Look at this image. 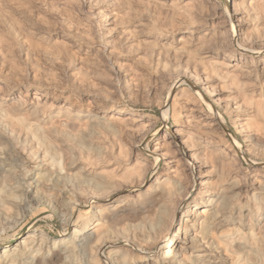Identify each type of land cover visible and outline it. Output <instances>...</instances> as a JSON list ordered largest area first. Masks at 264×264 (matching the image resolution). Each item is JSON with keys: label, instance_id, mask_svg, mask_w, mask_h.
Segmentation results:
<instances>
[{"label": "rangeland", "instance_id": "1", "mask_svg": "<svg viewBox=\"0 0 264 264\" xmlns=\"http://www.w3.org/2000/svg\"><path fill=\"white\" fill-rule=\"evenodd\" d=\"M261 2L0 0V264H264Z\"/></svg>", "mask_w": 264, "mask_h": 264}, {"label": "bare ground", "instance_id": "2", "mask_svg": "<svg viewBox=\"0 0 264 264\" xmlns=\"http://www.w3.org/2000/svg\"><path fill=\"white\" fill-rule=\"evenodd\" d=\"M233 1V0H232ZM258 1V0H257ZM262 3V2H261ZM264 5V2L262 3ZM233 11V10H232ZM264 11V10H263ZM238 15V14H237ZM235 14L233 12H230V20H231V23L233 24L232 25V30L233 31V40L234 42L237 40L238 36H239V32L241 29H239L237 27V25L235 24ZM231 34V33H230ZM232 39V38H231ZM229 39V40H231ZM233 42V44H234ZM259 42V41H258ZM235 47L237 50L241 51L242 54H260L264 51V47L263 48H260V49H256V48H248V47H245L243 46L242 44L240 43H235ZM261 45V43H260ZM264 45V44H263ZM234 46V45H233ZM234 49V48H233ZM232 55V54H231ZM261 55V54H260ZM242 57V55H241ZM251 58V57H250ZM251 62V61H250ZM239 63V62H237ZM237 63H235L237 65ZM238 66V65H237ZM232 67V66H231ZM244 67V66H243ZM236 71V70H234ZM261 73V72H260ZM239 74V73H237ZM240 75V74H239ZM195 83V82H194ZM212 89V88H211ZM42 92V91H41ZM257 96V95H256ZM41 97V96H40ZM46 100V98H45ZM48 102V101H47ZM210 105V104H209ZM213 106L210 105V117L213 118V120H220L222 118V116H220L221 114L218 113L217 109H213L212 108ZM244 107V106H243ZM109 110V109H108ZM123 111V110H122ZM174 111H175V108H174ZM244 112V111H243ZM259 112V111H258ZM100 113V112H99ZM102 113V112H101ZM240 113V112H239ZM120 114V113H119ZM185 114V113H184ZM188 114V113H187ZM191 114V113H190ZM233 114V113H232ZM194 115V114H193ZM240 116V114H238ZM209 116V115H208ZM237 116V115H236ZM246 115H244L245 117ZM258 116V114L256 115ZM193 117V116H192ZM208 118V117H207ZM188 120V119H186ZM242 120V119H241ZM245 120V119H244ZM198 121V120H197ZM240 121V120H239ZM190 129V128H189ZM247 132V131H246ZM249 136V135H248ZM185 137V136H184ZM172 143L174 144L175 148L180 152V154L182 156H184V159L186 158L187 160V164L189 166V169L193 174L196 173V163H195V160L194 158L192 157V154H190V149L189 150H186V146H187V143L188 141L185 139H183V135L181 132H174L173 135H172ZM168 145V144H167ZM173 147V146H172ZM174 148V149H175ZM163 149V148H162ZM175 149V150H176ZM193 150V149H192ZM170 151V150H169ZM154 154L156 155V159H157V162L159 163L162 159L164 160V158L166 157L167 153L166 152H162L160 151L159 149H155L154 151ZM173 152V151H172ZM169 153V152H168ZM180 156V155H179ZM169 157V156H168ZM174 158V157H173ZM177 158V157H175ZM166 160V159H165ZM185 161V160H184ZM172 162V161H171ZM186 162V161H185ZM176 163V162H175ZM175 166V165H174ZM173 167V166H172ZM177 169V168H176ZM179 169V168H178ZM187 170V169H186ZM177 172V171H175ZM207 180V179H206ZM204 180V179H200V182L197 183L198 185V190L201 192V193H205L207 192V190H205V185L208 184V182ZM145 184V183H144ZM142 185V184H140ZM165 185V184H164ZM170 185V184H169ZM144 186V185H142ZM146 186V185H145ZM215 196V195H214ZM211 197V196H210ZM205 198V197H204ZM181 201V200H180ZM95 203V202H94ZM176 204V203H175ZM179 204V203H178ZM182 204V203H181ZM180 204V205H181ZM177 205V204H176ZM101 206V202H97L96 203V207H100ZM103 206V205H102ZM178 207V205H177ZM163 208V207H162ZM190 208V207H189ZM189 208H185L184 211H183V214L181 215L180 219H176V215L174 217V221H173V224L170 226L172 228H176V230L174 231L172 228L169 230V232L171 230H173V232H170L168 235L165 236V239L163 241H160V244L162 245L161 248H163V258L164 259H168L169 261H172V264H176L178 263V255H179V252L176 251V247H175V241H176V236L180 234V232L182 231H185V228H186V221L188 219V215L191 214L192 212H194L196 209H193V210H189ZM94 209V208H93ZM176 209V208H175ZM211 209V208H210ZM177 210V209H176ZM197 211V210H196ZM174 212V211H173ZM199 218V217H198ZM182 220L184 221V223H181ZM192 221V220H191ZM188 222V221H187ZM198 222V221H197ZM155 223V222H154ZM189 235V234H188ZM191 235V234H190ZM189 238V237H188ZM183 239V238H182ZM186 242V241H185ZM109 244V243H108ZM189 244V243H188ZM106 245V244H105ZM177 246V245H176ZM188 246V245H187ZM101 248V247H100ZM178 249V248H177ZM188 249V248H187ZM103 250V249H102ZM140 250V249H139ZM142 251V250H140ZM100 252V251H99ZM102 252V251H101ZM145 252V251H143ZM149 253V252H148ZM147 253V254H148ZM182 253V252H181ZM114 257V256H113ZM151 259V258H150ZM163 259V260H164ZM167 264V263H165Z\"/></svg>", "mask_w": 264, "mask_h": 264}]
</instances>
